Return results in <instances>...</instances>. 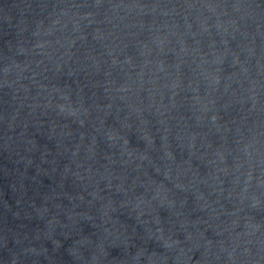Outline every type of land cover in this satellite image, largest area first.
<instances>
[{
  "label": "water",
  "instance_id": "95a60500",
  "mask_svg": "<svg viewBox=\"0 0 264 264\" xmlns=\"http://www.w3.org/2000/svg\"><path fill=\"white\" fill-rule=\"evenodd\" d=\"M0 264H264V0H0Z\"/></svg>",
  "mask_w": 264,
  "mask_h": 264
}]
</instances>
